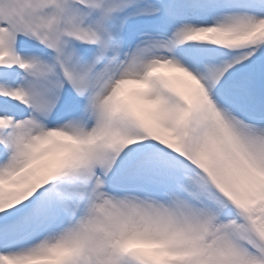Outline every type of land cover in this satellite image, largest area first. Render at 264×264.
<instances>
[{
	"label": "snow or ice",
	"instance_id": "snow-or-ice-1",
	"mask_svg": "<svg viewBox=\"0 0 264 264\" xmlns=\"http://www.w3.org/2000/svg\"><path fill=\"white\" fill-rule=\"evenodd\" d=\"M0 264H264V0H0Z\"/></svg>",
	"mask_w": 264,
	"mask_h": 264
}]
</instances>
